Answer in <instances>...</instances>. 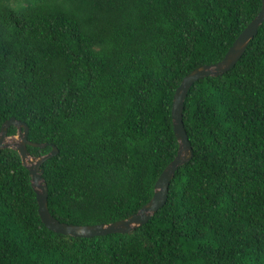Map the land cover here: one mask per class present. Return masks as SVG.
Instances as JSON below:
<instances>
[{
  "label": "trees",
  "instance_id": "16d2710c",
  "mask_svg": "<svg viewBox=\"0 0 264 264\" xmlns=\"http://www.w3.org/2000/svg\"><path fill=\"white\" fill-rule=\"evenodd\" d=\"M261 0H0V126L27 124L61 222L138 211L175 157L181 79L220 61ZM192 156L127 233L46 228L15 148L0 149V264H264V21L238 61L189 87ZM17 129L8 127L7 135Z\"/></svg>",
  "mask_w": 264,
  "mask_h": 264
},
{
  "label": "water",
  "instance_id": "95a60500",
  "mask_svg": "<svg viewBox=\"0 0 264 264\" xmlns=\"http://www.w3.org/2000/svg\"><path fill=\"white\" fill-rule=\"evenodd\" d=\"M264 21V0H261V7L253 19L238 34L231 46L228 48L223 58L210 65H201L187 73L177 86L171 106V118L174 134L178 140V149L175 157L165 166L157 177L154 184V193L150 200L145 203L138 211L130 214L126 218L116 220L110 223H98L91 225H77L72 223L61 222L56 219L48 210L47 195L48 189L41 174L43 169L41 164L49 157L57 153V148L51 145L50 152L39 155H30L27 145L35 147H44L48 143L33 142L27 138L28 127L23 121L10 117L3 121L0 126V149L14 145L17 150L21 163L27 168L31 185L36 193L37 211L41 221L49 230L76 237H92L105 235L108 233H127L133 228L145 223L152 213L160 208L166 201L168 187L177 167L192 156L191 144L188 140L186 131L183 126L182 113L183 103L187 91L192 83L204 76H217L229 70L242 56L249 41L256 35L259 25ZM14 126L17 129L18 141L12 144L6 142L8 127Z\"/></svg>",
  "mask_w": 264,
  "mask_h": 264
},
{
  "label": "rangeland",
  "instance_id": "374dc122",
  "mask_svg": "<svg viewBox=\"0 0 264 264\" xmlns=\"http://www.w3.org/2000/svg\"><path fill=\"white\" fill-rule=\"evenodd\" d=\"M17 141H18L17 135H10L6 138V142L9 144L15 143ZM11 148H14V145H12Z\"/></svg>",
  "mask_w": 264,
  "mask_h": 264
},
{
  "label": "clouds",
  "instance_id": "9594fccd",
  "mask_svg": "<svg viewBox=\"0 0 264 264\" xmlns=\"http://www.w3.org/2000/svg\"><path fill=\"white\" fill-rule=\"evenodd\" d=\"M16 135V134H15ZM10 136V135H9Z\"/></svg>",
  "mask_w": 264,
  "mask_h": 264
}]
</instances>
